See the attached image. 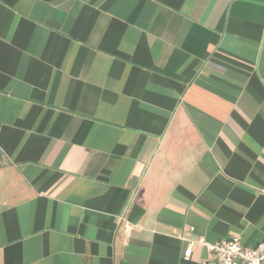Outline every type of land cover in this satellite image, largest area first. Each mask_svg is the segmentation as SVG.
Listing matches in <instances>:
<instances>
[{
    "label": "crops",
    "instance_id": "crops-1",
    "mask_svg": "<svg viewBox=\"0 0 264 264\" xmlns=\"http://www.w3.org/2000/svg\"><path fill=\"white\" fill-rule=\"evenodd\" d=\"M234 236L264 241V0H0V264Z\"/></svg>",
    "mask_w": 264,
    "mask_h": 264
},
{
    "label": "built area",
    "instance_id": "built-area-1",
    "mask_svg": "<svg viewBox=\"0 0 264 264\" xmlns=\"http://www.w3.org/2000/svg\"><path fill=\"white\" fill-rule=\"evenodd\" d=\"M187 242L189 246L183 254L184 260H189L193 253V246L200 244L212 256L211 260L203 261L201 264H264V241L256 247L245 246L239 236L215 243L206 242L204 239L187 240Z\"/></svg>",
    "mask_w": 264,
    "mask_h": 264
}]
</instances>
